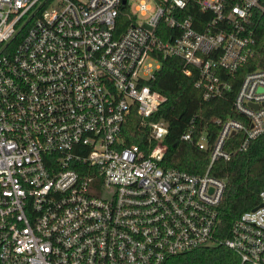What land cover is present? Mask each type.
<instances>
[{"label": "built area", "instance_id": "2783aa9c", "mask_svg": "<svg viewBox=\"0 0 264 264\" xmlns=\"http://www.w3.org/2000/svg\"><path fill=\"white\" fill-rule=\"evenodd\" d=\"M262 16L264 0H0V264H165L218 244L264 264V188L220 238L225 181L208 173L264 134V70L242 74L215 136L180 134L209 153L200 174L160 164L165 97L145 84L177 57L199 101L225 96Z\"/></svg>", "mask_w": 264, "mask_h": 264}, {"label": "trees", "instance_id": "16d2710c", "mask_svg": "<svg viewBox=\"0 0 264 264\" xmlns=\"http://www.w3.org/2000/svg\"><path fill=\"white\" fill-rule=\"evenodd\" d=\"M254 53L240 69L236 81L231 82L228 93L221 98L199 101L193 87L194 75L182 72V61L177 57L161 60L160 68L145 84L165 97L151 119H162L167 123V134L163 139L166 150L160 164L184 170L192 174L203 173L209 163V153L197 149L194 144L181 141V133L194 130L209 137L217 134L216 117H237L231 109L239 79L245 71L264 70V16L254 27ZM143 129L137 126L134 113L124 124L125 144H140ZM237 139V134L231 136ZM208 173L223 179L225 186L218 204V236L225 238L231 222L242 212L258 204V193L264 188V134L251 140L243 151H232L229 159H217L211 163ZM165 264H238L237 255L223 244L198 248L169 258Z\"/></svg>", "mask_w": 264, "mask_h": 264}, {"label": "water", "instance_id": "95a60500", "mask_svg": "<svg viewBox=\"0 0 264 264\" xmlns=\"http://www.w3.org/2000/svg\"><path fill=\"white\" fill-rule=\"evenodd\" d=\"M252 210H254V208Z\"/></svg>", "mask_w": 264, "mask_h": 264}]
</instances>
